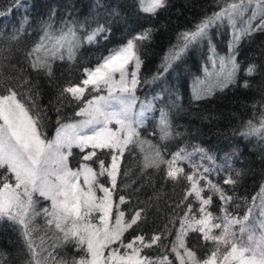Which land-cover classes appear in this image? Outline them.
Instances as JSON below:
<instances>
[{"label":"snow or ice","instance_id":"snow-or-ice-1","mask_svg":"<svg viewBox=\"0 0 264 264\" xmlns=\"http://www.w3.org/2000/svg\"><path fill=\"white\" fill-rule=\"evenodd\" d=\"M137 3L139 11L151 16L168 6L167 0H137ZM113 13L119 14L115 10ZM4 14L0 12V16ZM51 19L50 16L42 24L39 41L26 54L29 67L49 77L53 75L55 60H74L80 47L94 44L97 37L110 32L100 23L88 31L76 21H66L55 28ZM257 19L260 22L253 26ZM225 23L231 26L232 39L228 54L220 56L212 44L210 31ZM81 31H84L83 37ZM152 31L145 28L125 43L109 49L96 65L83 70L80 84H68L61 89V97L67 95L70 100L83 101L75 112L80 119L65 123L58 119L51 138L42 131L39 114L33 113L20 93L7 88L0 94V221L6 220L15 226L29 257L26 264H173L170 255L178 264H264V187L259 204L253 197L242 216L234 215L228 210L233 197L209 179L215 169L202 163L204 160L215 163V157L206 149L178 148L170 158H165L161 144L181 135L174 128L170 110L179 105L171 102L170 107H157L163 98L159 93L143 99L136 94L142 83L155 82L162 76L158 72L151 80L140 77L143 63L140 48L150 41ZM257 31H264V0H222L218 11L204 17L193 30L180 33L177 45L164 57L161 67L167 72L190 45L207 41L212 70L205 66V79L194 82L193 97L199 100L211 95L217 87L223 90L237 83L241 65L237 62L236 49L243 37ZM17 38L18 35L12 37ZM257 67L249 64L244 75L254 76ZM27 82L25 79L24 83ZM241 87L247 89L249 81L244 80ZM30 93L31 89L24 93L28 100H32ZM85 93L89 95L87 100ZM260 108L259 122L247 121L242 135L264 139V103ZM157 112L158 117L153 115ZM150 119L155 120L159 144L141 137L140 129ZM130 146L143 153L144 168L158 170L163 165L167 179L174 182L183 179L188 183L181 201L186 206L178 218L179 227L170 248L161 243L162 237L171 234L167 231L154 233L149 239L142 234L134 235L127 242L124 239L125 233L144 218V209L126 217L119 208L127 203L125 197L121 195L118 202L114 199L121 158ZM73 149L82 154L75 169L70 166ZM98 151L110 157L108 165L98 157ZM197 154L199 162L193 160ZM92 161L98 168L89 163ZM185 163L191 172H185ZM101 177L107 180L102 183ZM235 183L231 175L224 179V184ZM205 192L210 194L205 196ZM213 195L221 202L219 214L210 210ZM188 197H192V202H187ZM41 199L48 205L38 207ZM37 217L43 218L45 232L56 236L58 243L51 250L42 248L43 236L34 235L41 227L35 223ZM169 223L175 227L176 218ZM189 233H197L201 242L212 245L205 257H199L195 248L188 246ZM68 243L81 255L57 260L53 256L55 247ZM153 246H159L163 254L157 257L144 254L146 248ZM44 251L47 256L42 255ZM6 259L7 254L0 251V264H5Z\"/></svg>","mask_w":264,"mask_h":264},{"label":"trees","instance_id":"trees-1","mask_svg":"<svg viewBox=\"0 0 264 264\" xmlns=\"http://www.w3.org/2000/svg\"><path fill=\"white\" fill-rule=\"evenodd\" d=\"M167 3L166 8L151 16L139 11L137 0H0V12L5 13L0 16V94L7 88L20 93V98L32 107L33 113L39 114L42 131L51 138L57 128V120L61 123L75 120V112L81 106L80 101L70 100L67 95L61 97V89L68 84H80L83 70L96 65L109 49L125 43L127 38L145 28H151L150 41L144 42L140 48L143 61L140 77L151 80L158 72L162 76L155 82L142 83L136 94L143 99L159 93L163 98L157 107H170L171 102L179 105L170 110L174 128L181 135L161 144L165 158H170V154L178 148L187 147L190 151L198 146L214 154L217 159L225 160L227 167L224 173L231 175L236 183L224 184L225 177L219 173H216L214 183L233 197L228 205L229 212L242 216L253 197L258 204L261 188L264 187V139L241 134L247 121L259 122L262 111L260 104L264 103V31L253 32L241 39L236 49L237 62L241 65L237 83L223 90L217 87L211 95L197 100L193 97L194 82L202 78L205 66L210 67L211 53L207 41L190 45L167 72L161 65L164 57L177 45L180 33L193 30L204 17L218 11L222 0H167ZM113 10L119 14H114ZM50 16L55 28H60L66 21H76L88 31L100 23L110 32L97 37L96 43L80 47L74 60H55L52 64L53 75L49 77L34 72L28 65L26 54L39 41L41 26ZM259 22V19L253 21V26ZM21 27L23 31H19ZM14 35H18V38L12 39ZM80 35L83 37L84 31ZM104 35H107V39H103ZM210 35L216 53L227 55L232 39L231 26L226 23L217 25L211 29ZM252 63L258 66L257 73L247 77L244 69ZM25 79L27 83H24ZM244 80L249 81L247 89L241 87ZM28 89H31L32 100L24 95ZM153 115L158 117L159 113ZM140 134L153 144L160 143L154 119L140 129ZM81 155L78 149H73L70 165L74 169L79 166ZM98 157L103 158L106 165L110 163L106 152H100ZM142 157L139 148L130 146L120 162L114 199L118 202L121 195L125 197L127 203L119 205V208L126 213V217L144 209V218L125 233L124 239L127 242L134 235L141 234L149 239L154 233L167 231L171 234L162 237L161 243L170 248L179 227L178 218L183 215L186 206L181 205V201L184 200L188 183L183 179L178 182L167 179L163 165L158 170L144 168ZM89 163L98 168L94 161ZM185 172L191 170L185 167ZM100 179L102 183L107 180L106 177ZM209 194L204 193L205 196ZM187 202H192V197H188ZM220 206L218 197L213 195L210 210L219 214ZM193 207L195 210L196 205ZM173 218H176L175 227L169 223ZM35 223L41 227L34 235L37 238L43 236L42 248L51 250L58 243L56 236L45 232L42 217H37ZM187 243L190 248H195L201 258L211 248L209 243L199 240L197 233H189ZM0 251L7 254L5 264H26L29 259L18 231L6 220L0 221ZM144 254L157 257L163 252L159 246H153L146 248ZM42 255L47 256V251ZM79 255L81 253L74 251L71 243L55 247L53 251L57 260ZM169 259L173 260V264H178L174 256L170 255Z\"/></svg>","mask_w":264,"mask_h":264},{"label":"rangeland","instance_id":"rangeland-1","mask_svg":"<svg viewBox=\"0 0 264 264\" xmlns=\"http://www.w3.org/2000/svg\"><path fill=\"white\" fill-rule=\"evenodd\" d=\"M208 69H209V71L212 70V69H211V63H210V67H209ZM203 77H205V74H204V73L202 74V78H201L200 80L204 79ZM89 91H91V89H89ZM93 94L95 95V93H93ZM88 98H89L88 93H85V97H84V99L87 100ZM80 102H81V104L83 103V101H80ZM79 119H80V117H77L75 120H79ZM113 127H114V126H113ZM53 136H54V135H53ZM190 151H192V150H190ZM99 153H100V152L98 151V154H99ZM208 154H209V153H208ZM210 155H212V156L215 157L214 154H210ZM193 160L199 162V155L197 154V155L193 156ZM202 163L204 164V166L212 167V168L215 169V171H214L212 174H209V179H211L213 183L215 182V181H214V178H215V176H216V173H219L221 176H223V178L227 176V174L224 173V169H225V167H227V162H226L225 160H223L222 158L217 159V158L215 157V163H214V164H212L210 161H207V160L202 161ZM70 166H71V165H70ZM183 167H184V169H185V167H188V168L191 170V168L189 167V165L186 164V163L183 164ZM228 171H230L229 168H228ZM229 174H231V173L229 172ZM259 203H260V200H258V204H259ZM47 205H48V202H47V201H43V200L41 199V200H40V204H39L38 206H40V207H44V206H47ZM210 245H211V244H210ZM211 247H212V245H211ZM210 249H211V248H210Z\"/></svg>","mask_w":264,"mask_h":264}]
</instances>
